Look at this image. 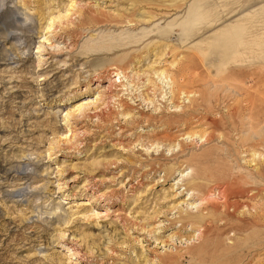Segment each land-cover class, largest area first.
<instances>
[{"label": "rangeland", "instance_id": "1", "mask_svg": "<svg viewBox=\"0 0 264 264\" xmlns=\"http://www.w3.org/2000/svg\"><path fill=\"white\" fill-rule=\"evenodd\" d=\"M0 264H264V0H0Z\"/></svg>", "mask_w": 264, "mask_h": 264}, {"label": "bare ground", "instance_id": "2", "mask_svg": "<svg viewBox=\"0 0 264 264\" xmlns=\"http://www.w3.org/2000/svg\"><path fill=\"white\" fill-rule=\"evenodd\" d=\"M76 255V254H75Z\"/></svg>", "mask_w": 264, "mask_h": 264}]
</instances>
